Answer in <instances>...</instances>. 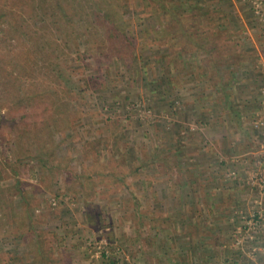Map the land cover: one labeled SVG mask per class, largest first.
I'll use <instances>...</instances> for the list:
<instances>
[{
	"label": "rangeland",
	"instance_id": "obj_1",
	"mask_svg": "<svg viewBox=\"0 0 264 264\" xmlns=\"http://www.w3.org/2000/svg\"><path fill=\"white\" fill-rule=\"evenodd\" d=\"M81 1L65 12V1L0 0V264H36L10 225L12 209L23 220L25 207L62 263L67 254L70 264H264V250L238 246L248 239L239 230L264 214V0H205L230 13L255 51L226 88L231 106L219 87L167 65L152 5L106 0L136 40L129 60L114 52L97 1ZM20 94L37 96L30 111L14 107ZM61 108L78 113L68 130ZM50 133L60 169L37 162ZM117 141L125 163L111 162ZM169 156L176 164L164 167Z\"/></svg>",
	"mask_w": 264,
	"mask_h": 264
},
{
	"label": "trees",
	"instance_id": "obj_2",
	"mask_svg": "<svg viewBox=\"0 0 264 264\" xmlns=\"http://www.w3.org/2000/svg\"><path fill=\"white\" fill-rule=\"evenodd\" d=\"M47 1L48 0H44V2ZM54 1H65L66 6L63 8L65 12V9H67V1L69 3L68 10L74 7L76 3L80 6L82 3L81 0ZM96 1L97 2L94 5L97 9L96 11H102L104 13L102 18L107 24H109V27H112L110 40L115 46L114 52H121V58L125 56L129 58V60H133L131 54L136 46V40L135 38L129 37L127 34L126 29L128 24H121L119 22L114 5H109L106 0H104V2L102 0ZM143 1H146V3L153 6V9L148 11L150 18L156 17L159 20L160 27L154 31V38L156 40L158 38L165 39V41L162 42V45L167 49L164 57L166 62L169 63L167 65L173 66L174 70L180 75L202 77L207 83V90H216V88L219 87V90L221 89L223 91V97L231 106L232 95L227 92L226 88L233 83L237 74L236 72L242 65H245L246 63L254 64L255 62V51L248 48L245 42L241 39V35L244 34L241 27H235V23L238 22L235 21L225 9L205 5V0H200V3H204L203 5H191L189 10L185 9V5L179 0ZM27 3L31 4L30 1ZM191 3L192 2H190V4ZM103 4L107 5V10L104 8L101 9V5ZM77 10L78 9L73 8L72 13H77ZM99 16L101 15L98 14L97 17ZM3 17L4 16H0V29L3 25L1 22ZM72 17L74 19L75 14H73ZM145 37H150L149 32H145ZM153 42L154 41H150V44ZM127 46L130 49L127 52H124V49ZM198 53L204 55L200 58V63L190 60ZM167 87L169 88L168 91H174L177 87V79L168 78ZM36 98L37 96L33 94L27 96L26 94H20L16 99L17 101L14 107L23 108L28 112L31 108L28 107L27 102L33 101ZM19 108H14L12 112L16 114L18 112L20 113ZM59 109L60 108H58V110ZM58 110L55 109L56 113H58ZM61 110H64L65 113L64 115H59L58 120L64 123L63 126L68 130L75 120L74 117L76 118L78 113L73 112L68 108H61ZM49 136L51 142L50 144L48 143L44 145L41 149V155L38 156L37 162L43 167H48L49 164L56 163L60 169V162L58 161L57 154L54 152L55 140L51 137V133ZM14 148L18 151L16 144ZM111 151V162H115L116 158L118 162L122 163L129 160V157H127L129 152L128 148H121L118 141ZM159 160L164 162V167L171 166V163L172 165L176 164V159L173 156L162 157ZM134 162H136V160H134ZM139 168V166L134 165L131 174L136 175ZM105 169L106 167L103 165L104 171L99 175L102 181L109 177V174L108 172H105ZM124 178H126V174H124L119 181H122ZM110 183H112V181ZM12 210L13 213L10 219V225L15 226L16 232L18 231L20 233L21 239H29L28 241H25L30 248V253L34 256L36 264H70L71 257L67 254H63L65 263H62L60 261L61 259L55 256L56 249L55 247L53 248V243L51 244L49 242L50 236L41 230L39 231L38 229H35V220L32 219L29 213V208H24L22 213L23 220H21V216L14 211V208ZM51 236L55 237L53 234H51ZM58 243V247L63 246L61 240H59ZM0 260H6L5 256L0 255ZM111 264H117V262L112 259Z\"/></svg>",
	"mask_w": 264,
	"mask_h": 264
},
{
	"label": "built area",
	"instance_id": "obj_3",
	"mask_svg": "<svg viewBox=\"0 0 264 264\" xmlns=\"http://www.w3.org/2000/svg\"><path fill=\"white\" fill-rule=\"evenodd\" d=\"M261 124L263 125V122H261ZM259 124H256V127H258ZM259 175L260 180L263 181L264 178V172H258L257 176ZM239 231L245 232L247 234V242H241L238 243V246L240 245L241 247L247 243L250 247V254L251 255H255V254H260L261 252H263L264 250V242H262L261 240H264V214L259 215L256 218V222L253 226V224H251L248 227H244L241 228ZM257 234L259 237L255 238ZM253 242L255 245H253ZM250 254H248V256L250 257ZM214 264H240L237 260L234 259H225V260H221L219 262H216Z\"/></svg>",
	"mask_w": 264,
	"mask_h": 264
},
{
	"label": "crops",
	"instance_id": "obj_4",
	"mask_svg": "<svg viewBox=\"0 0 264 264\" xmlns=\"http://www.w3.org/2000/svg\"><path fill=\"white\" fill-rule=\"evenodd\" d=\"M259 215H262V213L260 212L257 216H256V218L259 216ZM254 259H251V261H253ZM260 263V262H259ZM241 264V263H240Z\"/></svg>",
	"mask_w": 264,
	"mask_h": 264
}]
</instances>
